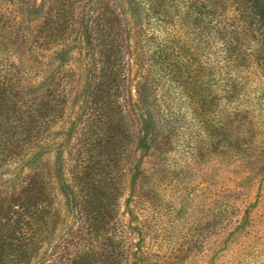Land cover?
<instances>
[{
	"label": "rangeland",
	"instance_id": "obj_1",
	"mask_svg": "<svg viewBox=\"0 0 264 264\" xmlns=\"http://www.w3.org/2000/svg\"><path fill=\"white\" fill-rule=\"evenodd\" d=\"M246 6L0 0V106L45 126L18 130L17 158L0 154V201L34 180L45 197L21 264H264V71ZM114 15L129 32L120 46L97 25ZM190 64L196 98L163 71Z\"/></svg>",
	"mask_w": 264,
	"mask_h": 264
},
{
	"label": "trees",
	"instance_id": "obj_2",
	"mask_svg": "<svg viewBox=\"0 0 264 264\" xmlns=\"http://www.w3.org/2000/svg\"><path fill=\"white\" fill-rule=\"evenodd\" d=\"M246 2L249 18L248 25L251 27V33L248 39V48L250 53L249 58L264 71V0H246ZM105 24L108 25L107 34L105 35L109 38V41L113 43V45L119 44L120 46L121 44H124V41H126L125 34L129 33L125 28L124 20H122L120 16L116 17L115 15L113 18H108L105 22L102 20L100 21L99 18V21L97 22L98 27L102 28ZM27 32L29 31L18 30V32L14 35V41L16 42L15 48L21 49L24 47V44L28 41L29 35L27 36V34L29 33ZM3 34L7 35L4 31ZM32 37L34 39L36 36ZM102 40L98 41L97 49H94L92 54L94 58L93 60H95V62H100L101 64V77H103L106 73V63L111 52L109 48L103 46L101 42L104 40ZM88 42L90 44V37L88 38ZM115 48L117 47L115 46ZM26 52H24L19 59L25 58L24 54ZM163 57L167 59L168 55L163 54ZM168 65L169 62L167 63V66ZM200 70L201 69L198 66L192 64L186 67L173 66L171 69H163L165 73H169L179 80H181L182 76L188 77L190 83L185 85L184 89L187 95L195 98L196 95L193 94L200 89L195 82L196 77H194L193 71L199 74ZM139 78L142 80V77ZM1 88L2 87H0V90H2ZM104 88V85L100 86L98 92L93 94L92 99L95 104L98 102L100 93H104ZM118 98H121V95H118ZM46 110L49 114L50 111L48 110L50 109L47 108L45 111ZM118 111L120 118L123 119L124 109L122 106H120ZM14 114L17 116H14ZM18 114L19 111L17 109L13 110L0 106V127L6 130L4 132L10 137L9 142L6 145H0V154H2L4 160L6 158H17L15 152L18 149L17 147L19 141H12L11 138H13V136H19V131L23 133L24 130L28 129V131H25L24 133V137H28V135L32 132L36 133L37 136H40L45 130V126L41 125V121L36 123L33 127H30L28 122H26V119L20 117ZM208 128L209 127L206 129L208 130ZM143 133L145 132L143 131ZM209 134L212 136L216 133L213 129H211ZM19 148H21V145H19ZM44 198V194H42L39 190L38 182L34 180L25 185L19 191L12 193L8 198V201H0V264H21V261L25 257L22 249L24 248L26 241H28V234L37 231L44 223V213L42 211L38 212L37 208L38 204L44 203ZM105 198L106 197H104V199ZM131 264H135V261H132Z\"/></svg>",
	"mask_w": 264,
	"mask_h": 264
}]
</instances>
